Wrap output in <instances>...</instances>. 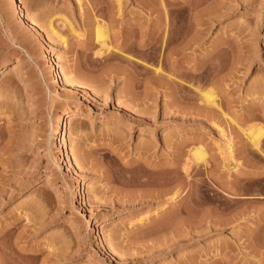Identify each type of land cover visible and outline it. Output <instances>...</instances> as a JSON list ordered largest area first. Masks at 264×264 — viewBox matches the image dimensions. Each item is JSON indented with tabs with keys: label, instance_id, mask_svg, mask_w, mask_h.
Masks as SVG:
<instances>
[{
	"label": "rangeland",
	"instance_id": "obj_1",
	"mask_svg": "<svg viewBox=\"0 0 264 264\" xmlns=\"http://www.w3.org/2000/svg\"><path fill=\"white\" fill-rule=\"evenodd\" d=\"M0 264H264V0H0Z\"/></svg>",
	"mask_w": 264,
	"mask_h": 264
},
{
	"label": "bare ground",
	"instance_id": "obj_2",
	"mask_svg": "<svg viewBox=\"0 0 264 264\" xmlns=\"http://www.w3.org/2000/svg\"><path fill=\"white\" fill-rule=\"evenodd\" d=\"M120 4V3H119ZM19 10L22 9L21 6L18 7ZM184 10H181V14L182 16L184 17ZM22 15V13H21ZM26 16V15H25ZM24 17V16H23ZM184 27V26H183ZM182 29V28H181ZM106 28H99L98 30V38L100 37V40L102 39L103 41V44L105 45L106 44ZM161 31V30H160ZM189 31V30H188ZM187 31V32H188ZM186 32V31H184ZM185 34V33H184ZM187 35V33H186ZM193 40V39H192ZM147 44V43H146ZM144 66V65H143ZM143 70V74H146L147 73V69L146 67H143L142 68ZM60 76H61V71H60V68L59 69H56V71L54 72V80H59L60 79ZM69 81V80H68ZM67 81V82H68ZM71 81V80H70ZM70 81L68 82V84H70ZM73 84V82L71 83ZM70 84V85H71ZM216 95H215V92L213 90H209L207 92H205V101L208 103V104H215V101H216ZM80 114H83V112L81 111V109H77V108H69V109H66L64 110L61 114L58 115L57 117V127H56V134H58V136H61V139L62 140V135L64 134V131H67V127L69 125V119L70 118H76L78 115ZM253 143L255 144V146L259 145L260 143V135H259V130L257 129H254L253 131ZM65 138V136H64ZM256 146V147H257ZM194 156L199 159V160H204L206 159V151L204 150L203 147H197L195 150H194ZM82 190V186H80V188L78 189V191H81ZM178 190V189H177ZM162 191V190H161ZM166 192V191H165ZM164 192V193H165ZM160 193V192H159ZM162 193V192H161ZM159 195V194H158ZM164 195V194H163ZM175 195L178 196L179 195V191H176L175 192ZM161 196V195H160ZM159 197V196H158ZM173 199V198H172ZM143 219H141L142 221Z\"/></svg>",
	"mask_w": 264,
	"mask_h": 264
}]
</instances>
